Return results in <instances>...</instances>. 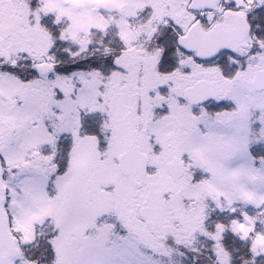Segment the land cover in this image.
Returning <instances> with one entry per match:
<instances>
[{"label": "snow or ice", "instance_id": "obj_1", "mask_svg": "<svg viewBox=\"0 0 264 264\" xmlns=\"http://www.w3.org/2000/svg\"><path fill=\"white\" fill-rule=\"evenodd\" d=\"M0 264H264V0H0Z\"/></svg>", "mask_w": 264, "mask_h": 264}]
</instances>
